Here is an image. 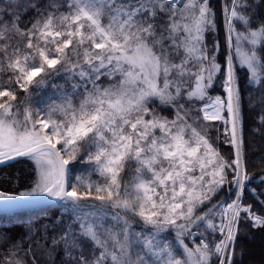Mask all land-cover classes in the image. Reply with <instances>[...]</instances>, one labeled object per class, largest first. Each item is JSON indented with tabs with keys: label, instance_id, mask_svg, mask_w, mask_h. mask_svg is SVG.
Returning a JSON list of instances; mask_svg holds the SVG:
<instances>
[{
	"label": "rangeland",
	"instance_id": "rangeland-1",
	"mask_svg": "<svg viewBox=\"0 0 264 264\" xmlns=\"http://www.w3.org/2000/svg\"><path fill=\"white\" fill-rule=\"evenodd\" d=\"M68 1L73 8L64 25L65 18L40 24L34 35L40 45L35 42L37 47L30 53L19 54L11 62L20 86H28L62 63L91 85L106 69L108 73L115 70L122 79L117 87L103 90L93 85L77 111L59 93L60 99L48 104L42 118L33 114L25 122L19 115L11 119L0 116V161L36 144L51 143L68 168L77 164L95 171L102 184L90 180L89 174L78 172L72 177L70 173L68 195L62 203L115 264H221L225 252L219 255L218 249L221 235L230 228L232 210L226 206L231 199H224L218 208L213 246L207 247L195 237L197 229L211 228V215L219 203L213 199L227 182L226 163L218 160L217 148L186 122L146 118L143 105L147 96L171 99L187 86L188 98H200L219 77L217 63L205 59L199 65L194 53L196 42L202 40L208 3L186 0L179 11H173L170 41L178 49L180 45V50L171 63L165 52L162 59L157 57L135 28V15L152 5L161 7L160 0ZM233 18L232 3L224 7L228 54L222 94H208L199 110L205 122L216 123L219 136L232 147L234 187H238L245 176L236 161L227 101L231 81L226 72L230 62L240 130L230 36ZM237 56L238 63L253 73L254 57L239 52ZM195 65L199 66L191 73ZM160 72L164 83L158 87ZM196 72L198 77L190 81L189 75ZM25 160L33 165L37 181L23 196L40 201L54 198L62 176L52 153L40 151ZM144 171L148 179L142 177ZM123 172L129 173L124 185ZM222 213L228 215L223 223ZM227 257L228 252L224 264Z\"/></svg>",
	"mask_w": 264,
	"mask_h": 264
},
{
	"label": "trees",
	"instance_id": "trees-1",
	"mask_svg": "<svg viewBox=\"0 0 264 264\" xmlns=\"http://www.w3.org/2000/svg\"><path fill=\"white\" fill-rule=\"evenodd\" d=\"M160 1L161 7L152 5L146 12L135 15L134 19L138 21L135 28L157 57L162 59L160 55L165 52L168 60L173 63L174 53L180 50V45L178 49L170 41L173 37L170 35L171 15L180 8H171L163 0ZM232 3L234 18L230 36L235 50L233 70L246 179L243 204L258 220V224L246 218L239 220L230 264H264V0H208L202 40L196 42L198 46L194 53L199 59V65H204L205 59L219 65V77L207 93L210 96L221 95L225 58L228 54L224 7ZM72 8L68 0H0V116L11 119L19 115L25 122L31 120L33 114L42 118L48 104L60 99L59 93H64L62 98H69L77 111L86 92L93 91V85L101 90L118 86L122 78L115 70L108 73L106 69L101 72L99 79L91 85L81 76L72 75L66 63L55 66L51 71L47 70L28 86H20L11 63L15 56L30 53L32 48L37 47V42L40 45V40H34L40 24L47 20L54 22L65 18L62 20L64 25L72 14ZM76 36L75 31L72 33V42ZM238 52L249 53L254 57L253 73L238 63ZM199 65H195L191 73ZM195 76L198 77L197 72L189 75V80L192 81ZM163 83L164 77L160 72L157 86ZM187 89L171 99L162 95L147 96L143 105L147 112L146 118L186 122L189 128L206 138L213 148H217L218 160L223 159L226 163L227 182L213 199L219 203L211 215V228L196 230L195 241H203L207 247H212L216 238L214 225L218 220V208L224 199L230 200L234 195V156L232 147L223 140L224 136H219L216 123L205 122L201 117L199 109L208 94L200 98H188ZM69 169L72 177L82 172L89 174L92 181L100 184L104 182L95 171L89 172L86 165L74 164ZM125 172L120 176L123 185L129 176ZM142 174L145 179L149 178L145 171ZM36 181L37 174L28 160L0 168V191L4 193L23 196L33 188ZM0 264L115 263L84 233L75 214L64 203H60L35 211L0 213Z\"/></svg>",
	"mask_w": 264,
	"mask_h": 264
},
{
	"label": "water",
	"instance_id": "water-1",
	"mask_svg": "<svg viewBox=\"0 0 264 264\" xmlns=\"http://www.w3.org/2000/svg\"><path fill=\"white\" fill-rule=\"evenodd\" d=\"M48 150L54 156L59 169L61 171L62 183L58 194L49 200L40 201L35 198L22 197L15 194H8L0 191V213H18L29 212L40 209L51 208L63 202L69 191L70 173L63 157L56 146L51 143H39L33 147L27 148L18 154L11 156L5 160L0 161V168L14 164L18 161L27 159L28 157L40 151Z\"/></svg>",
	"mask_w": 264,
	"mask_h": 264
},
{
	"label": "built area",
	"instance_id": "built-area-1",
	"mask_svg": "<svg viewBox=\"0 0 264 264\" xmlns=\"http://www.w3.org/2000/svg\"><path fill=\"white\" fill-rule=\"evenodd\" d=\"M181 1L182 0H167V2L173 6L180 4ZM241 197H242V191H241V189H238L234 201L229 205V209L232 210V216L230 219V228L227 229L224 232V234L221 235V237H220L221 242H220V246L218 249L219 255L221 254V251L225 252L221 264H224L227 252H228L227 263L229 261L228 258L230 256L233 241H234L235 226H236V222L238 219V215L241 211L245 212V209H243L241 207ZM230 210H229V212H230ZM223 221H227V214H224V220ZM232 229H234V230H232Z\"/></svg>",
	"mask_w": 264,
	"mask_h": 264
},
{
	"label": "bare ground",
	"instance_id": "bare-ground-1",
	"mask_svg": "<svg viewBox=\"0 0 264 264\" xmlns=\"http://www.w3.org/2000/svg\"><path fill=\"white\" fill-rule=\"evenodd\" d=\"M227 101H228V112H229V118H230V126L232 131V138L236 144V148L239 144V121H238V111L236 107V99H235V91L230 84V86L227 89Z\"/></svg>",
	"mask_w": 264,
	"mask_h": 264
}]
</instances>
